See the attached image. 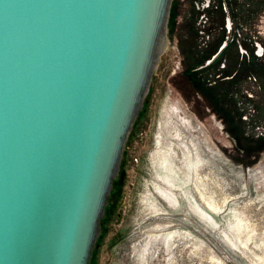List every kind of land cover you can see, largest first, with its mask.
<instances>
[{
	"label": "water",
	"instance_id": "95a60500",
	"mask_svg": "<svg viewBox=\"0 0 264 264\" xmlns=\"http://www.w3.org/2000/svg\"><path fill=\"white\" fill-rule=\"evenodd\" d=\"M169 4L0 0V264H89Z\"/></svg>",
	"mask_w": 264,
	"mask_h": 264
},
{
	"label": "rangeland",
	"instance_id": "374dc122",
	"mask_svg": "<svg viewBox=\"0 0 264 264\" xmlns=\"http://www.w3.org/2000/svg\"><path fill=\"white\" fill-rule=\"evenodd\" d=\"M247 3L236 11L230 0H170L163 48L123 144L122 184L112 185L117 199L106 203L89 264H264L263 19L243 52L228 18ZM219 38L227 44L211 60ZM167 163L202 169L171 202L156 193ZM160 222L177 232L168 244L150 232Z\"/></svg>",
	"mask_w": 264,
	"mask_h": 264
},
{
	"label": "flooded vegetation",
	"instance_id": "af4514ba",
	"mask_svg": "<svg viewBox=\"0 0 264 264\" xmlns=\"http://www.w3.org/2000/svg\"><path fill=\"white\" fill-rule=\"evenodd\" d=\"M231 1V7H233L236 11L238 9L240 10L244 3H247V6L245 7L244 11L245 13L241 16H238V13L235 12L233 14V18L228 17L230 19V25L229 28L232 32L231 34V43L232 45L237 48L238 46H242L243 52L246 50L252 49V45H254V38L253 33H256L257 30L255 29V23L258 18H261V27H263L261 33L264 35V0H230ZM240 4V5H239ZM223 5L226 7V2H223L221 6ZM241 10V13L244 12ZM232 13V10H231ZM235 17V20H234ZM237 17V20H236ZM239 18V19H238ZM245 19L246 23L244 24ZM222 39L219 38L218 41V49L217 52L211 55V60L215 58L226 46V41H221ZM263 46H264V37H263ZM262 48V47H261Z\"/></svg>",
	"mask_w": 264,
	"mask_h": 264
},
{
	"label": "bare ground",
	"instance_id": "6f19581e",
	"mask_svg": "<svg viewBox=\"0 0 264 264\" xmlns=\"http://www.w3.org/2000/svg\"><path fill=\"white\" fill-rule=\"evenodd\" d=\"M165 44V43H164ZM163 48V40L161 39L160 44H159V49L158 51H160ZM200 164V163H199ZM190 166H193L192 169L190 170L188 168V171L186 172L185 168L186 166L182 167L184 168L183 170H181V168L177 167L176 169L173 168L171 165H169L167 163V165L163 168V172L158 173V177L159 179H161L165 184H166V189H162V188H157L156 193L162 197L163 199H165L167 202H171L172 200H175V196L174 191L176 189H180L182 184H187L190 181V178H198L202 169L200 170L198 168V163H190ZM182 184H181V183ZM200 184V183H199ZM197 188V187H196ZM182 189V188H181ZM181 191V190H180ZM162 200V199H161ZM193 200V199H192ZM153 201V200H152ZM195 206V210H197V212L199 213L200 216L204 215L203 210L200 208V206H197L196 203L192 202ZM198 204V203H197ZM150 208V207H149ZM152 211L153 213H158L159 209L155 206H152ZM213 209V208H212ZM207 216V215H206ZM204 218V217H203ZM167 224L165 222L163 223H159L158 225H156V227H152L150 229V232L152 233V235H154L155 233H158L159 237L164 240L165 244H168V241L170 240V238L172 239L174 236H176V230L173 229H169V228H165L164 226H166ZM178 239V238H177ZM175 240V239H174ZM147 243V242H146ZM164 244V245H165ZM154 245V244H153ZM160 245V244H159ZM168 245H165L164 249L167 248Z\"/></svg>",
	"mask_w": 264,
	"mask_h": 264
},
{
	"label": "trees",
	"instance_id": "16d2710c",
	"mask_svg": "<svg viewBox=\"0 0 264 264\" xmlns=\"http://www.w3.org/2000/svg\"><path fill=\"white\" fill-rule=\"evenodd\" d=\"M107 203H109V202H107Z\"/></svg>",
	"mask_w": 264,
	"mask_h": 264
}]
</instances>
